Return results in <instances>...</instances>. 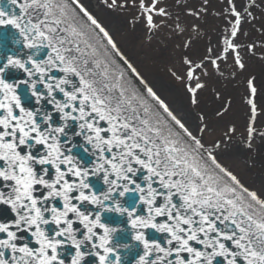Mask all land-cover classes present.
<instances>
[{
    "label": "snow or ice",
    "instance_id": "snow-or-ice-1",
    "mask_svg": "<svg viewBox=\"0 0 264 264\" xmlns=\"http://www.w3.org/2000/svg\"><path fill=\"white\" fill-rule=\"evenodd\" d=\"M219 4L96 8L126 15L148 47L180 50L167 71L196 106L210 78L264 61V24L259 40L245 28L264 0ZM255 79L246 135L228 124L206 141L205 117L178 115L83 0H0V264H264V188L223 159L233 142L254 152L264 140Z\"/></svg>",
    "mask_w": 264,
    "mask_h": 264
},
{
    "label": "rangeland",
    "instance_id": "rangeland-1",
    "mask_svg": "<svg viewBox=\"0 0 264 264\" xmlns=\"http://www.w3.org/2000/svg\"><path fill=\"white\" fill-rule=\"evenodd\" d=\"M83 2L100 16L122 49L172 109L188 113L190 115L188 122L193 125L199 124L200 115L205 117L209 127L214 129L213 133L206 134V141L218 137L228 124H235L240 132H244L248 115L245 96L247 80L250 77L256 78L255 83L260 89L258 101L264 107V61L256 57L248 59L245 70L238 73L235 79L210 78L207 82L208 86L199 93V104L193 106L183 85L175 81L167 71L170 63L180 58V50H174L172 43H169L167 48L155 43L148 47L143 42V33L141 31L133 32L130 29L126 15L101 12L96 8L97 0H83ZM212 5L219 8V0H212ZM256 15L259 18L254 22V25H245V28L249 30V40L261 38V33L257 32L256 28L264 24V12L257 11ZM221 25L222 22L219 19L211 15L208 17L207 27L213 38H215L213 30L219 29ZM202 51V45L199 49L194 47L189 55L195 57ZM226 105L228 106L227 112L222 117H218L216 113L222 111ZM244 134L246 135V132ZM223 159L249 187L258 190L264 188V140L257 139L254 152L245 149L238 142H233L224 151Z\"/></svg>",
    "mask_w": 264,
    "mask_h": 264
},
{
    "label": "bare ground",
    "instance_id": "bare-ground-1",
    "mask_svg": "<svg viewBox=\"0 0 264 264\" xmlns=\"http://www.w3.org/2000/svg\"><path fill=\"white\" fill-rule=\"evenodd\" d=\"M173 110H175V112L178 114V115H180V116H182L187 122L188 121H190V115L188 114V113H186V112H182V111H180V110H176L175 108L173 109Z\"/></svg>",
    "mask_w": 264,
    "mask_h": 264
}]
</instances>
